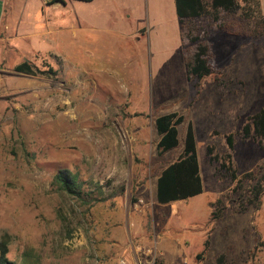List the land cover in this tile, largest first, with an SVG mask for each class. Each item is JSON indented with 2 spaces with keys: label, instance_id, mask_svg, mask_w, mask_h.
I'll use <instances>...</instances> for the list:
<instances>
[{
  "label": "rangeland",
  "instance_id": "rangeland-1",
  "mask_svg": "<svg viewBox=\"0 0 264 264\" xmlns=\"http://www.w3.org/2000/svg\"><path fill=\"white\" fill-rule=\"evenodd\" d=\"M8 1L10 28L0 34V244L8 242V259L264 264V140L251 121L264 108V0L258 9L239 0L236 13H223L240 35L210 17L197 22L217 74L194 83L175 0ZM24 61L57 75L16 73ZM172 112L185 118L181 142L194 128L204 191L160 205L154 165L175 161L182 146L160 158L155 120ZM228 154L236 180L222 169ZM62 170L100 202L84 210L55 183ZM250 172L263 180L260 201L248 191L258 180L237 191ZM145 178L133 203L132 187ZM218 207L224 215L213 221Z\"/></svg>",
  "mask_w": 264,
  "mask_h": 264
},
{
  "label": "trees",
  "instance_id": "trees-1",
  "mask_svg": "<svg viewBox=\"0 0 264 264\" xmlns=\"http://www.w3.org/2000/svg\"><path fill=\"white\" fill-rule=\"evenodd\" d=\"M81 2H93L95 0H76ZM64 2L63 0H54L50 2L55 4ZM248 4H253L254 9L260 8L257 0H246ZM176 13L180 23L181 42L184 47L183 56L186 65L187 81L194 83L202 81L208 77L217 74V67L214 62V52L211 43L207 40L208 33L200 32L197 22L203 17H210L217 22L220 29L229 34L240 35L238 28L222 21L223 13H236L239 9V0H175ZM15 72L24 75H48L55 76L57 72L52 68L42 71L34 66L31 62H23L15 67ZM251 121L255 126V134L264 140V108L255 114ZM185 118L178 112H172L155 120L156 130L160 137L157 145L158 156L164 158L167 154L179 149L182 146L180 156L173 162H157L154 165V173L157 178L156 198L160 205H169L175 202H185L194 197L201 195L204 191L203 179L197 151L196 134L190 123L181 142L180 127L184 124ZM245 133L250 134V127L244 128ZM227 144L230 149L234 147V138L232 135L227 137ZM209 155L212 154V148L208 149ZM212 159V158H211ZM232 156L226 155L222 163V169L229 170L234 180L237 179L236 173L232 170ZM215 159H213L214 161ZM259 173V171H258ZM264 177V176H263ZM136 181L132 187V201L139 202V192L143 189L146 182ZM258 182L248 189L254 199L260 201L261 182L257 174L250 172L245 174L239 181L237 191L243 190V183L247 181ZM55 183L61 190L67 193L72 199L80 204L84 210H90L96 206L100 200L94 196V192L88 190L86 183L81 180L77 173L69 170L59 171L55 178ZM124 189L119 190L113 197H123ZM236 191V190H235ZM242 205L243 196L238 200ZM253 199L249 200L252 203ZM222 202L218 201L217 205L221 206ZM224 208L218 207L212 214L213 221H219L224 215ZM208 242H206V248ZM8 242L4 240L0 244V264H19L8 259ZM221 261V260H220Z\"/></svg>",
  "mask_w": 264,
  "mask_h": 264
},
{
  "label": "crops",
  "instance_id": "crops-1",
  "mask_svg": "<svg viewBox=\"0 0 264 264\" xmlns=\"http://www.w3.org/2000/svg\"><path fill=\"white\" fill-rule=\"evenodd\" d=\"M8 6H9L8 0H0V34H1L2 30H5V29L9 30V28H10L9 22H10L11 17L8 16V11H7ZM24 62H26V61H24ZM20 64H17V66ZM176 203H178V202L171 203L169 205L176 204Z\"/></svg>",
  "mask_w": 264,
  "mask_h": 264
},
{
  "label": "built area",
  "instance_id": "built-area-1",
  "mask_svg": "<svg viewBox=\"0 0 264 264\" xmlns=\"http://www.w3.org/2000/svg\"><path fill=\"white\" fill-rule=\"evenodd\" d=\"M54 0H48V2H53ZM120 264H127L126 261H121Z\"/></svg>",
  "mask_w": 264,
  "mask_h": 264
},
{
  "label": "water",
  "instance_id": "water-1",
  "mask_svg": "<svg viewBox=\"0 0 264 264\" xmlns=\"http://www.w3.org/2000/svg\"><path fill=\"white\" fill-rule=\"evenodd\" d=\"M61 2H58V3H56V4H60Z\"/></svg>",
  "mask_w": 264,
  "mask_h": 264
}]
</instances>
